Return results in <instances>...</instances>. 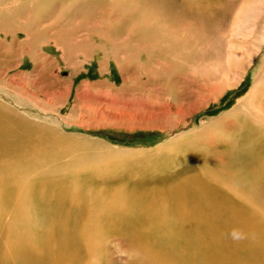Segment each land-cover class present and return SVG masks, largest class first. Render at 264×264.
Wrapping results in <instances>:
<instances>
[{
  "label": "rangeland",
  "instance_id": "obj_1",
  "mask_svg": "<svg viewBox=\"0 0 264 264\" xmlns=\"http://www.w3.org/2000/svg\"><path fill=\"white\" fill-rule=\"evenodd\" d=\"M262 4L261 0H0V102L34 124L49 126L68 148L53 159L54 150L48 153V163L35 171L18 166L34 149L33 142L19 152L0 148V167L23 174L3 172L4 180L13 176L16 186L9 187L12 193L0 221V250L11 237L6 225L20 198H25L28 215L22 229L33 227L30 231L37 230L40 236L44 190L64 188L65 196L58 202L64 212H72L79 202L68 188L72 179L80 178L86 199L101 197L94 211L97 223L88 228L92 246L86 248L81 264H156L160 253L170 256L159 243L160 234L152 251L151 245L147 248L126 234L119 220L112 225V203L123 194L129 205L132 192L145 193L174 174L194 176L205 166L225 177L234 173L237 168L230 165L227 153L250 142L238 133L237 121H248L246 109L237 103L251 91L264 66V45L238 85L228 86L218 101L210 100L207 106L202 107L200 100L207 95L205 86L224 79L227 71L231 74L229 55L238 46L246 51L254 45V34L264 25ZM28 50L48 59L35 60ZM263 88L258 101L262 108ZM174 106L185 108V120L170 130L176 120L167 109ZM109 115L117 119H108ZM249 120L246 126L251 127ZM193 131L197 132L185 136ZM263 139L264 135L259 144L262 156ZM162 145L168 148L159 149ZM118 149L147 152H129L110 162L96 160L92 168L82 164ZM202 159L204 167H198ZM203 178L217 184L213 176ZM219 187L230 194L222 184ZM257 197L264 214V189ZM88 219L89 214L84 215L82 227H88Z\"/></svg>",
  "mask_w": 264,
  "mask_h": 264
},
{
  "label": "bare ground",
  "instance_id": "obj_2",
  "mask_svg": "<svg viewBox=\"0 0 264 264\" xmlns=\"http://www.w3.org/2000/svg\"><path fill=\"white\" fill-rule=\"evenodd\" d=\"M261 1L263 3L261 5L262 14L264 12V0ZM42 2L40 4H46ZM254 35L256 36L253 37L254 45L252 48L245 51L238 46L239 49L229 55L228 67L231 74L229 75L227 71L224 79L222 78L214 84L205 86L207 95L200 100L202 107L207 106L210 100L218 101L228 86L234 87L242 81L255 56L264 45V25L260 32ZM56 40L57 43L61 42V39L57 38ZM30 54L35 56V60L48 59L37 52H30ZM263 86L264 66L255 76L251 91L237 103L238 106L240 105L246 109L247 121L249 122V119H251L253 125L250 127V125L246 126L248 122L237 121L239 122V135L246 140L250 139V142L242 148L230 149V153H227V156L230 157V165L237 168L230 177L222 176L223 174L221 175L219 172L215 173L205 166V168H201V173L197 169L199 173L194 174V176L182 172L180 176L174 174L169 181L155 182L152 187L149 186L144 190L145 193L140 191L130 192L131 202H129V205L124 200L123 194L116 196L115 204L112 203L115 206L113 214L110 213L112 225L113 220H115L114 222L119 220L123 225L120 224L125 226L124 229L122 226L120 228L126 234H132L134 239H139L147 248H150L151 245L152 251L157 244L156 242L153 243V240L159 238V236H156L157 234L161 235L162 241L159 243L170 256L160 253L157 256L156 264H264V214L260 210L262 208L259 207L257 197L259 189H264V156L261 155L259 146L262 135H264V130H262L264 129V108L258 106L259 98H261L259 95ZM201 106L199 109L202 108ZM234 110H231L228 115H232ZM167 111L173 116L175 115L176 120L170 130L177 129L185 120L182 119L185 118V108L174 106L172 109L168 108ZM195 111L196 109L190 112ZM136 116L138 115L136 114ZM110 117L117 119L116 115H109V118H107L110 119ZM132 117L130 116V118ZM196 132L187 133L185 136ZM53 135L57 136L58 134L56 135L49 126L34 124L21 114L19 115L18 112L13 111L12 108L9 110L0 102V148L2 147L3 151L19 152L28 146V143L33 142L35 144L34 149L26 155V158L18 166L28 169L33 168V171H35L34 169L43 168L44 164L48 163L50 156L48 153L53 150L55 155L51 157L52 159L61 156L62 151L67 152L68 148L61 145L59 139H56ZM162 148L166 149L168 145L159 147V149ZM57 149H60V151ZM100 152L105 153L104 151ZM129 152L145 153L147 151L118 149L113 150V153L110 151L111 155L106 152L104 159L87 160L82 164L88 167L96 160L100 163L110 162L114 159L121 160L127 157ZM100 157L102 158V156ZM79 158L81 159V157ZM52 159L50 160L52 161ZM204 161H202V166L198 167H204ZM70 165L66 166L69 168ZM7 168L10 167L4 165L0 167V221H2L3 214L7 210L5 202L12 193L9 187L16 186V183L12 180L13 176H10L11 180H8V178L7 181L4 180L7 173L3 172L19 177L23 175L21 172L13 170V168L4 171ZM19 170L21 171V169ZM203 175L204 177L206 175L210 176V178L213 176L217 184L209 182L208 179L203 178ZM19 180L21 179L19 178ZM69 180L71 181V179ZM72 180L68 191H70L72 199L79 202L72 212H64V208L61 209L62 206L58 202L59 199L65 196L62 191L64 188L59 187L60 189L51 193L47 189L44 190L46 192L42 194L41 198L45 202H42V208L39 209H41L45 222L44 226L40 227V236H38L37 230L34 231L35 233L30 231L33 227L28 228L27 232L22 229L28 215L27 210L23 207L25 198L19 199V207L14 210L15 212L12 213L11 219H9V224L6 225L7 228L9 227L8 232L11 237L8 238L3 249L0 250V264L82 263L86 248L92 246L93 239L88 234V228L90 225L93 226L97 223L96 218L98 216L95 217L94 211L96 212V206L101 204L99 199L101 197L88 196V199H86L81 189L84 182L80 178ZM221 184L223 188L226 187L230 194L223 193L220 190L219 186ZM124 187L126 186L121 187L122 190ZM91 192L93 193V191ZM96 195L98 196V194ZM56 198L57 201H52ZM125 206H127V211L124 210ZM133 207L136 208L132 210ZM86 214H89L91 219H88V227H82L81 219ZM155 223L159 226H155ZM145 226H147L146 230L144 229ZM233 233H235V236ZM34 234L36 237L33 236Z\"/></svg>",
  "mask_w": 264,
  "mask_h": 264
},
{
  "label": "clouds",
  "instance_id": "obj_3",
  "mask_svg": "<svg viewBox=\"0 0 264 264\" xmlns=\"http://www.w3.org/2000/svg\"><path fill=\"white\" fill-rule=\"evenodd\" d=\"M233 235L235 236V233H233ZM238 238V237H237Z\"/></svg>",
  "mask_w": 264,
  "mask_h": 264
}]
</instances>
